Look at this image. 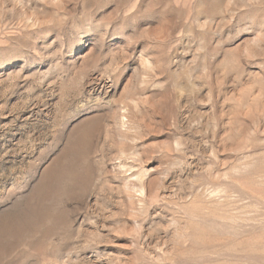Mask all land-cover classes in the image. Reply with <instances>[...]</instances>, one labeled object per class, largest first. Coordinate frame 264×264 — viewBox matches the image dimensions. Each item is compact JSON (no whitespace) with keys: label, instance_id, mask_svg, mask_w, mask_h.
<instances>
[{"label":"rangeland","instance_id":"374dc122","mask_svg":"<svg viewBox=\"0 0 264 264\" xmlns=\"http://www.w3.org/2000/svg\"><path fill=\"white\" fill-rule=\"evenodd\" d=\"M0 264H264V0H0Z\"/></svg>","mask_w":264,"mask_h":264}]
</instances>
